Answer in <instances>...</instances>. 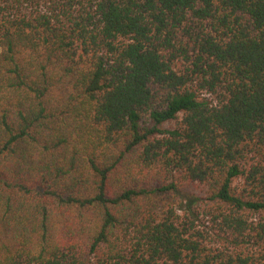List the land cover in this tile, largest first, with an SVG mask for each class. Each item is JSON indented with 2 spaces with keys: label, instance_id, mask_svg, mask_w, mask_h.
Returning <instances> with one entry per match:
<instances>
[{
  "label": "trees",
  "instance_id": "1",
  "mask_svg": "<svg viewBox=\"0 0 264 264\" xmlns=\"http://www.w3.org/2000/svg\"><path fill=\"white\" fill-rule=\"evenodd\" d=\"M0 264H264V0H0Z\"/></svg>",
  "mask_w": 264,
  "mask_h": 264
},
{
  "label": "rangeland",
  "instance_id": "2",
  "mask_svg": "<svg viewBox=\"0 0 264 264\" xmlns=\"http://www.w3.org/2000/svg\"><path fill=\"white\" fill-rule=\"evenodd\" d=\"M176 125V121H171V122H169V123H165L164 124V127L166 126V127H173V126H175ZM242 182V180L241 179H238L237 180V184H240Z\"/></svg>",
  "mask_w": 264,
  "mask_h": 264
}]
</instances>
